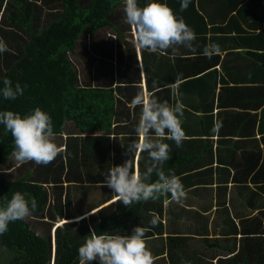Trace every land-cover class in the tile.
I'll use <instances>...</instances> for the list:
<instances>
[{
  "label": "trees",
  "instance_id": "trees-1",
  "mask_svg": "<svg viewBox=\"0 0 264 264\" xmlns=\"http://www.w3.org/2000/svg\"><path fill=\"white\" fill-rule=\"evenodd\" d=\"M206 1L191 0L188 8L181 11V0H161L196 33L193 43L197 47L195 52L189 51L192 56L187 58L190 64L187 72L194 75L213 66L217 56L209 59L202 50L206 44L213 43L215 37L222 38L223 43L232 41L231 47L245 48L251 65L240 72L242 77L237 79V74L233 79L259 81L256 129L264 132V0H245L242 5L238 4L242 0H209V5ZM146 2L138 0L141 6ZM123 7V0H0V38L9 49L0 53V88L4 78L10 79L13 87L18 82L24 88L23 95L14 100L0 95V111L11 110L25 115L39 107L51 116L54 133L60 132L63 122L70 119L80 132H91L78 141L75 137L66 136L64 159L44 165L42 173L47 175L51 171L57 178L48 180L45 176V181H41L28 178L27 173L7 178L0 170V205L5 204L16 191L24 193L29 200L34 197L37 202L32 215L10 223L8 231L0 236V256L4 261L0 264H78V247L90 229L98 233L107 231L130 235L136 226L150 227L151 219L161 213L157 201L135 203L131 208L117 201L100 206L77 220L62 221L53 228L51 221L43 218V214L48 216V220L55 215L68 218L74 212L82 214L103 199L84 207L80 203L81 197L72 203L65 195L64 210L54 198L51 212L47 208L51 205L50 186L47 188L42 182H51L53 191L59 189L60 192L62 180L59 174L64 166L67 168L64 178H69L71 174L79 177L82 167L108 169L109 165H116L117 160H111L109 154L112 146L110 134L120 122L130 127L125 137L137 135V122L130 118L129 113L132 108L140 109L130 103L142 91L141 85L137 84L139 76L131 25L125 22ZM104 28L110 29L113 39L103 40L99 30ZM80 36L90 39L93 53L82 46V52L77 54L75 45ZM83 53L87 56L84 57ZM140 54L145 70V88L157 98L161 95L165 99L168 87L158 88L154 83L164 86L175 81L172 74L162 77L158 70L160 59L169 60L170 57L141 50ZM96 58L105 60V65L95 67V83L93 76L84 73L83 69L85 63L91 68ZM151 60L156 63L153 68L151 63L147 64ZM249 96L253 98L248 91ZM111 123H115L113 127ZM127 146L125 141L126 149ZM13 149L11 133L6 134L4 126L0 125V164L7 161ZM146 155V152L139 153L137 160L141 174L147 168L144 165ZM128 159L133 164V154L127 151L120 163ZM97 174H92L88 181L104 180L103 174ZM156 179L153 174L151 181ZM240 225L243 234L237 253L241 257L238 264H264V230L260 218H246ZM160 229L159 220L158 226L151 228L145 236ZM231 230L236 232L234 224ZM170 238L174 240L176 236ZM93 264H96L95 260Z\"/></svg>",
  "mask_w": 264,
  "mask_h": 264
},
{
  "label": "crops",
  "instance_id": "crops-1",
  "mask_svg": "<svg viewBox=\"0 0 264 264\" xmlns=\"http://www.w3.org/2000/svg\"><path fill=\"white\" fill-rule=\"evenodd\" d=\"M244 2L245 0H242L238 4L242 5ZM209 3L207 0L206 5ZM131 33L133 42L132 26ZM215 38L213 43L220 46L221 52L215 55L217 59L213 66L201 69L198 74H188L190 64L187 63V58L192 56V53L182 46L179 48L182 55L172 56L169 49L165 53L170 57L169 60L161 58L159 62L158 70L162 77L170 74L175 77V81L167 85L177 84L179 90L173 94L171 87H168L165 99L161 98V95L158 99L167 101L170 105H182V127L185 132L181 147H176L172 140L164 141L170 145L172 151L170 159L162 167L166 174L171 170L181 178L186 198L180 203L172 201L170 196L157 200L161 213L154 214L161 221V229L145 236L154 257V264H238L241 262L237 253L241 233L243 234L240 225L243 220L249 217L256 220L260 218L264 230V132H258L256 129L259 118V81H235L242 77L240 72H243L247 65H251V62L247 61L245 48L231 47L232 41L226 40L223 43L222 38ZM205 40L208 42L209 38ZM133 45L139 76L137 84L141 85L142 92L151 93L145 88V70L140 49L134 42ZM152 60L147 64L149 66L151 63L153 68L156 63ZM237 74L238 77L234 80L233 76ZM248 91L253 98L247 97ZM139 113L140 110L138 114L135 113V118L130 116L135 123ZM114 124L111 123V127ZM118 126L112 130L114 132H111V138L118 133L125 136V132L130 130L125 128L124 122H120ZM90 133L80 132L73 120H66L61 131L55 133V142L64 149L66 136L75 137L78 141L81 136ZM137 140V135L127 139L129 143ZM110 152L109 150V154ZM12 157L13 152L5 163L0 164V170L7 178L23 173H27L28 178L41 181H45L46 177L48 180L58 177L53 176L51 171H48L47 175L43 174L42 164L28 162L18 166ZM138 158L139 153L133 155V170L138 169ZM60 159H64V152L52 163L59 162ZM120 162H116V165L121 164ZM150 163L147 154L144 165L148 167ZM112 166L114 165H109L108 169L82 167L79 170L80 178L73 177L72 174L69 178H64L67 170L64 166L59 174L62 180L60 192L59 189L53 191L51 182H42L45 187H51V205L47 207L51 212L54 198L64 210L65 195L71 202L79 199L78 197L85 200L90 190L96 189L95 196L100 195L101 197L97 198L103 199L82 214L74 212L73 216L68 218L55 215L53 219L59 220L61 217L63 221L77 220L100 206L113 202L116 194L103 185L102 178L94 182L88 181L92 174L98 176L99 173L101 176ZM97 198L93 199L92 195L91 200L86 199V205L96 202ZM233 224L237 228L235 233L231 232ZM55 225L56 223L52 224V228ZM172 235L176 236L174 240L170 238ZM96 264L99 262L96 261Z\"/></svg>",
  "mask_w": 264,
  "mask_h": 264
},
{
  "label": "clouds",
  "instance_id": "clouds-1",
  "mask_svg": "<svg viewBox=\"0 0 264 264\" xmlns=\"http://www.w3.org/2000/svg\"><path fill=\"white\" fill-rule=\"evenodd\" d=\"M191 0H181L180 10L188 8ZM125 22L134 28V44L141 51L150 53H167L171 49L172 56L182 55L179 48L195 52L196 33L161 0H147L142 6L138 0H123ZM9 51L7 44L0 39V53ZM221 48L216 43H208L203 47V55L211 59L219 55ZM171 87L173 94L179 90V85L160 86ZM24 88L20 83L13 87L12 81L3 79L0 95L5 99H16L23 95ZM133 107H139L140 113L135 131L138 140L127 146V151L133 155L146 152L150 165L146 171L133 170V164L128 159L123 164L112 166L103 174V185L116 194L115 200L131 208L135 203L157 201L162 197L180 203L186 198V192L181 178L169 170L166 174L163 165L170 159L171 147L165 140H172L176 147H181L185 139L182 127L183 107L180 104L170 105L160 101L153 93L139 92L132 101ZM0 125L5 133H11L14 142L13 156L18 166L34 162L37 165H48L65 149L55 142L51 116L39 107L21 115L7 110L0 111ZM115 139V138H111ZM155 174L157 179L152 182ZM37 208L34 197L30 200L24 193L16 191L5 204L0 205V236L8 231V225L17 220H25ZM159 218L151 219L150 227L136 226L131 234L98 233L90 229L84 242L78 247L79 264H154V257L146 242V232L158 226Z\"/></svg>",
  "mask_w": 264,
  "mask_h": 264
},
{
  "label": "rangeland",
  "instance_id": "rangeland-1",
  "mask_svg": "<svg viewBox=\"0 0 264 264\" xmlns=\"http://www.w3.org/2000/svg\"><path fill=\"white\" fill-rule=\"evenodd\" d=\"M109 33V34H108ZM99 34L100 35H102L103 36V40L104 41H109L110 39H113L112 38V33H111V31H110V29H108V28H104V29H101V30H99ZM91 41H90V39L87 37V36H85V37H79L78 38V40H77V42H76V45H75V49H76V52H77V54L79 53V52H82V46H86L87 47V49L90 51V52H92L93 53V51H91L92 49H91ZM83 55H84V57H86L87 56V54H84L83 53ZM72 58H74V56L73 55H70ZM105 60H102V59H99V58H96L95 59V61L93 62V64L90 66L91 68H89L88 66H87V64L85 63V68L83 69V72L85 73H89V74H91L92 76H93V79H94V82L96 83V76L94 75L95 74V71H96V68L95 67H97V66H101V65H105V62H104ZM85 62H86V60H85ZM79 72L81 73V71L79 70ZM79 73V75L80 76H82V73L80 74ZM135 113H137L138 114V109H136V110H133L132 112H130L129 114H130V116L132 117V118H135L136 117V115H135ZM139 117V116H138ZM125 128H130L127 124H125ZM121 129V128H120ZM124 130V129H123ZM112 138H115V139H112V146H111V148H110V157L113 159V160H117V162H120L121 161V159H122V157L125 155V153L127 152V149L125 148V141H127V137H125L124 135H122V134H120V133H118L117 135H115V136H113ZM129 142H131V140L129 141ZM128 141H127V143L128 144H130ZM14 157V156H13ZM13 157H12V160H13ZM5 164H3V166H4ZM2 166V165H1ZM5 177H6V174L3 172L2 173ZM95 191H97L96 189H91L90 190V194L88 195V197L86 198V199H90L91 197H92V195H93V199H96L97 197H101L100 195H97V196H95L96 195V192ZM98 193V192H97ZM77 195V194H76ZM86 199L85 200H82V203H83V206H85L86 205ZM98 199V198H97ZM91 200V199H90ZM75 201V199L74 200H72V203ZM43 215H45V214H43ZM44 219H47V221H51L50 222V224H58V223H60L61 221H63L62 220V218L60 217L59 218V220H55V219H52V220H48V218H47V216L45 215L44 217H43ZM66 220V219H65ZM33 226V225H32ZM52 229V228H51ZM0 262H4L3 261V257H1L0 256ZM79 264V263H78Z\"/></svg>",
  "mask_w": 264,
  "mask_h": 264
}]
</instances>
